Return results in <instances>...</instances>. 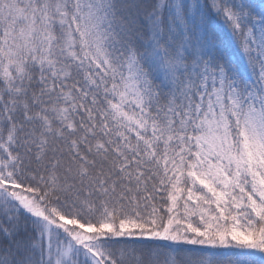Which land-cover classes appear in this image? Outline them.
Masks as SVG:
<instances>
[{"label": "snow or ice", "instance_id": "obj_1", "mask_svg": "<svg viewBox=\"0 0 264 264\" xmlns=\"http://www.w3.org/2000/svg\"><path fill=\"white\" fill-rule=\"evenodd\" d=\"M0 264H264V0H0Z\"/></svg>", "mask_w": 264, "mask_h": 264}]
</instances>
